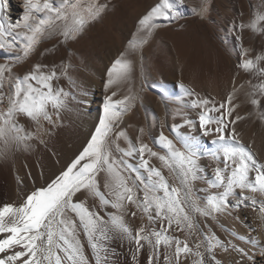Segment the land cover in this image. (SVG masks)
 <instances>
[{
    "label": "snow or ice",
    "instance_id": "snow-or-ice-1",
    "mask_svg": "<svg viewBox=\"0 0 264 264\" xmlns=\"http://www.w3.org/2000/svg\"><path fill=\"white\" fill-rule=\"evenodd\" d=\"M114 8L112 0H0V160L32 150L33 140L48 149L41 133L51 135L63 112L87 106V94L65 90L59 81L79 88L68 74L72 45ZM210 8L211 0H200L191 10L204 19ZM186 10L185 0H152L106 66L86 142L55 171L42 164L35 173L28 169L27 184L16 175L21 193L0 201V264H264V239L251 234L264 232V157L237 130L254 116L264 125V27H257L264 0L254 18L238 11L221 25L220 42L230 40L236 56L225 95L201 94L181 82L182 99L160 93L164 117L152 113L147 126L125 120L144 91L135 76L145 46ZM246 30L259 33V51L244 46ZM61 48L58 63L45 62ZM25 63L20 74L17 66ZM241 73L250 78L239 80ZM241 92L252 105L244 115ZM178 99L171 115L179 123L168 124L167 106ZM205 156L214 167L201 162ZM249 209L257 212L255 228Z\"/></svg>",
    "mask_w": 264,
    "mask_h": 264
},
{
    "label": "bare ground",
    "instance_id": "bare-ground-1",
    "mask_svg": "<svg viewBox=\"0 0 264 264\" xmlns=\"http://www.w3.org/2000/svg\"><path fill=\"white\" fill-rule=\"evenodd\" d=\"M151 2L152 0H147L146 3L143 0H136L135 5L131 4L133 10L128 14L125 13V9L121 12L120 7L115 6L116 10L110 11L104 17L105 29L100 24L96 28L92 26L79 43L72 45L75 55L72 57V67L68 69V74L79 85V88L70 85L67 78L61 79L59 83L65 90L76 91L79 95L87 94L89 102L84 108L77 110L73 107L72 111L61 114L62 119L57 120L58 127H52L51 135L48 134L44 139L49 142L48 149L33 140L30 142L34 145L32 150H20L8 161L0 160V201L16 200L18 194L21 193L23 186H18L17 174L27 184L28 169L35 173L42 164L46 172L55 171L86 142L103 99L102 80L106 66L110 64L111 56L115 55L116 49L124 46L129 33L134 30L133 24L137 16ZM185 2L189 5V10L184 12L183 18L158 29L144 48V59L138 62L135 76L136 88L139 89L143 83L144 91L133 111L125 116L129 125L147 126L152 120V113H155L156 117H164L165 105L161 102L160 93H164L165 96L173 94L182 99L183 93L178 86L181 82L191 85L201 94L208 93L217 97L225 95L232 86L236 56L235 52L231 51L230 40L226 44L220 42L221 25L225 23L226 17H234L238 11L244 13L245 20L254 18L253 13L259 10L261 0H214L213 23L206 20V26L201 29H198L196 13L191 10L198 7L200 0H185ZM13 3L15 4L16 0H13ZM18 11L19 9H14V14ZM191 21L195 22L192 27ZM180 25H183V28ZM257 27L258 29L264 27V21L259 22ZM194 28L198 29L197 32L193 31ZM260 45L261 39L258 32L253 33L251 30L244 32L245 47H254L259 51ZM63 55L65 51L61 48L56 57L49 56L45 62L58 63L59 57ZM23 72L19 73L23 74ZM249 78L248 74L241 73L239 80ZM81 89H86V93ZM180 99L167 106L168 124L179 123V118L173 119L171 113L178 107ZM237 103L240 105L241 115L252 111V105L247 101L243 92L239 93ZM145 106L148 108L147 115ZM21 123L28 126L24 120H21ZM31 127L34 128V125ZM158 127V124L153 127L154 133L158 132ZM237 130L241 132L245 142H252L253 151L264 157V125L254 116L240 123ZM164 131L171 135L167 128ZM129 132L135 135L134 128H129ZM202 143L207 148L212 147L209 139L203 140ZM52 151L58 152L59 156H52ZM201 162L210 168L215 166V163L207 156L202 157ZM248 221L254 228L259 224L256 211L249 209ZM222 222L229 226L235 224L231 218H224ZM235 226L241 232L248 231L246 227H241L239 224ZM251 234L259 235L264 239V232H259L258 228ZM123 251H127L126 247Z\"/></svg>",
    "mask_w": 264,
    "mask_h": 264
},
{
    "label": "rangeland",
    "instance_id": "rangeland-1",
    "mask_svg": "<svg viewBox=\"0 0 264 264\" xmlns=\"http://www.w3.org/2000/svg\"><path fill=\"white\" fill-rule=\"evenodd\" d=\"M130 1V2H129ZM133 1V2H132ZM149 1V0H148ZM143 2L144 3H146L147 2V0H143ZM112 3L115 5V6H118V7H120L119 9V11H121V12H123V10L125 9V13H129V12H131L132 10H133V8H132V5L131 4H134L135 5V3H136V0H112ZM213 4H214V0H211V8H210V11H209V13L207 14V16L204 18V19H201L200 18V16L198 15V14H196L197 15V22L199 23V28L198 29H201V28H203V27H205L206 26V20L209 22V23H213V20H212V15H213V13L215 12V9H214V7H213ZM131 5V6H130ZM129 6V7H128ZM115 9V8H114ZM116 10V9H115ZM120 22V21H119ZM193 23H195V22H190V25H191V27L193 26ZM98 24H100L104 29L106 28V22H105V18L102 20V21H100L99 23H96V24H94L93 25V28H96L97 27V25ZM197 28H194V30L193 31H195V32H197V30H198ZM54 41H49V42H46L44 45L46 46V47H51V44L53 43ZM37 57H34L33 59H36ZM20 66H22V68H20ZM28 68V64H22V65H19V66H17V69H16V71L17 72H20V71H26V69ZM129 114V113H128ZM54 119H55V117H54ZM50 126L49 125H47L46 123H44V128L47 130L48 128H49ZM48 131H44V132H42L41 133V139H46L47 138V136H48Z\"/></svg>",
    "mask_w": 264,
    "mask_h": 264
}]
</instances>
